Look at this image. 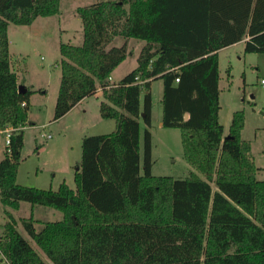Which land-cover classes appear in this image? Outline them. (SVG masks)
Listing matches in <instances>:
<instances>
[{
  "label": "trees",
  "instance_id": "obj_1",
  "mask_svg": "<svg viewBox=\"0 0 264 264\" xmlns=\"http://www.w3.org/2000/svg\"><path fill=\"white\" fill-rule=\"evenodd\" d=\"M59 1L0 0V131L10 128L0 158L1 203L62 211L39 230L32 214L20 218L53 264H264V179L241 136L244 112H232L225 136L218 118V50L243 40L244 52L264 53V0H99L76 7L83 41L59 44L52 120L99 88V114L112 118L114 129L84 134L74 188L61 181L51 189L16 180L33 90H18L23 82L11 65L7 30L57 13ZM115 37L123 43L113 45ZM130 38L144 41L137 64L111 82ZM155 79L162 81V126L179 128L185 160L205 178L194 171L183 178L151 174L148 128L140 173L139 118L150 125ZM5 214L1 264H47Z\"/></svg>",
  "mask_w": 264,
  "mask_h": 264
},
{
  "label": "rangeland",
  "instance_id": "obj_2",
  "mask_svg": "<svg viewBox=\"0 0 264 264\" xmlns=\"http://www.w3.org/2000/svg\"><path fill=\"white\" fill-rule=\"evenodd\" d=\"M95 1L99 0H60L57 13L38 16L28 25H8L12 68L17 69L19 77L25 75L29 85L35 89L32 103L29 102L28 125L23 130L21 159L16 177L17 182L22 185L55 189L61 181H65L74 188L73 173L81 156V137L84 134L106 133L114 129V120L102 118L99 114L101 95L89 97L84 101V105H80V108H76L63 119L52 120L60 81L59 44L82 43V23L75 9ZM122 43L123 39L120 37H115L112 41V44L117 46ZM143 43V40L135 38L127 41L128 53L112 71L113 80L118 81L136 66ZM243 45V42H236L221 48L219 52L218 118L223 125L225 136L232 112L243 110L241 136L250 141V155L257 167L256 177L264 179V89L259 82L260 78L264 77V53L244 52ZM43 90H46V93H43ZM151 91L150 125L139 118L140 173L144 172V130L148 128L151 135V174L183 178L190 171H194L205 178L203 173L185 160L179 128L164 127L161 124L160 79L153 80ZM86 103L87 112L82 114ZM96 103L98 105L95 108ZM48 133L51 136H47ZM4 152L5 133L0 131V158L4 156ZM210 185L212 190L217 189L214 182L211 181ZM33 205L35 207L32 210L29 201H20L18 208H11L4 206L0 200V236L3 224L8 220L6 209L16 219V229L47 264H53L26 233L20 218L32 214L36 219L34 226L39 230L43 221L61 219L63 213L44 205ZM2 262L0 261V264Z\"/></svg>",
  "mask_w": 264,
  "mask_h": 264
},
{
  "label": "crops",
  "instance_id": "obj_3",
  "mask_svg": "<svg viewBox=\"0 0 264 264\" xmlns=\"http://www.w3.org/2000/svg\"><path fill=\"white\" fill-rule=\"evenodd\" d=\"M238 42H243V40H241V41H238ZM233 44H235V43H233ZM233 44H231V45H233ZM229 46V45H228ZM220 50L221 49H219L218 50V55H219V52H220ZM13 70L16 72V74H17V76H18V80L22 83V85L25 87V88H27V89H30V90H33L32 91V93L30 94V96H29V102L30 103H32V97H33V95H34V93H35V89H34V87H32V85H29V83L27 82V79H26V77H25V75H21L20 77H19V75L20 74H18V71H17V69H14L13 68ZM112 75L110 74V81L111 82H116L115 80H113L112 79V77H111ZM152 82H153V80L150 82V89H151V86H152ZM33 84V83H32ZM97 92L96 93H94L93 95H90V96H86V97H84V98H82L81 100H79L75 105H73L64 115H62L60 118H58V121L60 120V119H63L64 117H66L69 113H71L72 111H75V109L76 108H80V105H84L83 103H84V101H86L87 99H89V97H91V96H94V97H98V96H100L101 95V89H97L96 90ZM43 93H46V90H43ZM151 93H152V91H151ZM86 105V109L83 107V110L81 111V113L82 114H85L86 112H87V106H88V103H86L85 104ZM96 105H98V103H96L95 104V108H96ZM219 112V111H218ZM29 123V122H28ZM51 124V123H50ZM28 124L26 123V125H24V127H23V130L25 129V126H27ZM32 125V124H31ZM32 126H34V125H32ZM24 132V131H23ZM49 134V133H48ZM50 136H51V134H49ZM35 206L34 205H32V210H33V208H34Z\"/></svg>",
  "mask_w": 264,
  "mask_h": 264
},
{
  "label": "built area",
  "instance_id": "obj_4",
  "mask_svg": "<svg viewBox=\"0 0 264 264\" xmlns=\"http://www.w3.org/2000/svg\"><path fill=\"white\" fill-rule=\"evenodd\" d=\"M177 80L178 78H175V81ZM259 82H260L261 87L264 89V77L260 78ZM4 132H5V142H6V145L8 146L9 140H10V128H6ZM47 136H50V135L47 134Z\"/></svg>",
  "mask_w": 264,
  "mask_h": 264
},
{
  "label": "water",
  "instance_id": "obj_5",
  "mask_svg": "<svg viewBox=\"0 0 264 264\" xmlns=\"http://www.w3.org/2000/svg\"><path fill=\"white\" fill-rule=\"evenodd\" d=\"M18 90H19V91H24V90H25V88H24V86H23V85H21V84H20V85H18ZM183 116H184V118H187V117H188V113H187V112H185Z\"/></svg>",
  "mask_w": 264,
  "mask_h": 264
}]
</instances>
